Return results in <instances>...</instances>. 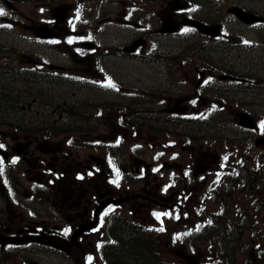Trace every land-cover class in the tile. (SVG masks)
Instances as JSON below:
<instances>
[{
    "label": "flooded vegetation",
    "instance_id": "af4514ba",
    "mask_svg": "<svg viewBox=\"0 0 264 264\" xmlns=\"http://www.w3.org/2000/svg\"><path fill=\"white\" fill-rule=\"evenodd\" d=\"M165 4V0L159 2L151 12L155 26L148 25L143 35H159L155 32L156 22ZM232 5L242 6L238 2L231 3L230 6ZM184 13L195 19L203 18L204 21H201L209 25L223 23L213 20L207 12L206 16H202L198 8H188ZM149 17L150 13L147 12V18ZM3 19L0 17V20ZM139 25L145 28L142 23L137 26ZM149 27L152 29L148 30ZM1 35L0 33V37ZM194 35L203 39L206 47L211 49L205 50L209 57L205 63L200 58L202 62L199 65L195 62L198 60L197 56L192 57L181 51L176 55V69L182 72L178 87L184 89L185 96L181 95L184 91H179L175 99L167 104L161 100L156 105L140 101L136 110L141 113L137 118L155 117L157 110L165 115L188 116L191 113H207L209 105L219 107L212 99L206 106V101L210 99L209 93L214 89V72H217L218 78L224 76L225 79L221 81L228 85L238 82L244 85L246 82L247 85L253 84L261 88L260 84L264 81V59L252 65L255 67L253 77L247 76L248 73L241 77L235 70L228 72L220 64H214L213 48L226 45L223 34L216 37L198 33ZM137 41L140 45L144 43L142 38ZM91 45L90 51L97 48L96 43ZM82 46L86 45L82 43ZM4 50L1 46L0 55L9 56ZM79 52L81 58L71 54L74 61L84 63L77 66L28 63V67L23 70L21 67L9 68L2 64L0 90L11 89V94L14 95L17 85L46 81L54 87L75 84L86 96L97 95L95 90L103 89L96 84L97 80L107 81V77L111 76L102 75L107 72L106 66L90 64L95 55L90 56L84 49ZM187 62L192 65H187ZM185 68L190 70V74L184 75ZM207 78L211 82L203 85ZM252 78L254 80L248 83ZM193 79H196L194 84ZM248 91L250 93L253 90ZM72 94L75 95V92ZM259 95H264V92ZM4 100L14 102L13 97L3 98L2 101ZM69 101L72 102L71 105L59 97L46 105L45 110L49 114L45 116H57L60 119L55 129L52 125L45 124L23 127L18 122H6L5 114L0 115V264H5V256L10 258L12 264H39L36 260L39 255L50 256L64 264H76L74 260L84 264H128L129 255L122 252L120 246L129 242V236L135 237V232L140 236L152 229L151 237H145L158 248L165 244L163 232L160 234L162 226L152 217L156 209L148 204L156 206L158 210L178 213L187 211L184 206L187 196L186 179L179 165L167 164L165 161L148 162L144 157L135 155L134 150L130 151L128 148L126 152L118 151L119 148L113 146L111 141H104L112 136L122 137L123 126H119V121L124 119L126 112L117 115L112 113L110 107H97V104L109 105L102 100L88 102L87 105L82 98ZM109 102L110 105H125L128 101L109 99ZM248 103L237 101L236 107L230 109V114L244 110L253 115ZM85 109L89 112H84ZM224 109L225 107H221L222 111ZM120 110L129 109L123 106ZM68 115L77 118L73 121L75 126L66 121L65 117ZM88 121L92 123L89 124ZM135 134L137 139L140 138L139 130ZM142 140L148 145L147 136H143ZM207 157L208 166L193 167L191 164L190 167L195 169L191 172L193 176L204 175L212 169L214 156L209 151ZM174 168H180V171L176 169L174 172ZM159 174L161 180L156 183L157 186H152L147 191L134 190L135 186L145 187L150 178L153 177L154 181ZM205 180L206 178L203 183ZM58 242L68 251L58 249Z\"/></svg>",
    "mask_w": 264,
    "mask_h": 264
},
{
    "label": "rangeland",
    "instance_id": "374dc122",
    "mask_svg": "<svg viewBox=\"0 0 264 264\" xmlns=\"http://www.w3.org/2000/svg\"><path fill=\"white\" fill-rule=\"evenodd\" d=\"M189 1V5L192 8L198 7L201 10L202 16H206L207 12L215 21L227 22L226 20H229L225 31V35L229 36L225 37L226 45L213 48L214 64H220L219 66L225 67L228 72L235 70L238 74H241V77L246 73L254 74L255 67H252V65L264 59V29L257 31L258 28L250 29L236 21L230 20L231 18L226 9L231 3L239 2L241 3L240 5L260 12L264 16V0ZM159 2H163V0H55L52 4L37 3L29 0L14 3L17 9L16 12L11 13L4 8L3 2L0 0V8L5 11L4 16L15 19L14 22H4L6 31L1 33L0 47L4 46L7 54H10L9 56L0 55V65L5 64L9 68L21 67L23 69L27 68L28 63L31 61L36 62L34 64H43L45 59H47L48 62L54 65L77 66L84 63L74 61L71 50L73 48L78 49L83 40H88L100 44L94 52L88 51L89 55L99 57V61L107 67L111 75H114L110 79V82L113 83L111 88L106 87L107 90L100 89L101 91L95 90L98 94L94 96H86L84 91L78 90L79 87H76L75 84L65 85V87H54L46 81L17 85V91L14 95L11 94V89L4 88L0 90V96L6 99L13 97L14 102L10 101L11 106H0V115L5 114L6 122H18L23 127L28 128L30 124H37V126L45 124V126L52 125L55 129L60 119L56 118L57 116L55 118L53 116H45L49 114L45 107L50 104L52 99L56 100L62 97L63 101L69 105L72 104L69 100L74 98H82L86 105L88 102L102 100L108 102L109 105L97 104V107H110L113 114L126 112L121 125L123 126L121 128L123 141L118 140V142H115L113 136L104 140L111 141L113 146L119 148L117 149L118 151L126 152L129 148L130 151L134 150V154L144 157L148 162L165 160L169 164L176 162L177 165L184 167L190 163L195 167L196 165H209L207 155L210 150L214 156L212 169L215 173H210L209 175L208 172V186L227 187L229 181L233 183L234 180H230L227 177L226 181L220 182L222 179H218L217 175L221 172L228 174L234 171L237 159L236 154L245 153L241 146L247 144L248 141H250L251 156L248 158V155L244 154L245 160L247 162L254 161L257 167L264 168V130L254 131L253 134L239 129L230 114V109L232 108L230 102L239 99L249 102L248 106L251 112L256 117L263 118L264 95L256 93L243 95L239 91L243 84L228 85L218 78L217 72H214V89L209 93L210 96L208 97L210 99L206 101V106H208L211 99L214 101L222 100V102L218 101L219 107L208 106L209 111L213 108L212 113L208 114L209 124L161 114L158 110L155 117L149 119L137 118L141 113L140 110H136L138 102L142 101L145 103L148 101L156 105L159 100H164L167 103L170 100H174L179 91H184V89L181 90L178 87L182 72H178L176 69L178 60L176 55L180 51L192 57L197 56L198 60H195V62L199 65L202 60L205 63L209 57V53L205 50L211 49L206 47L205 41L197 35L186 37V34L190 32L177 37H164L161 35L154 36L152 33L139 35V31H133L132 27L137 24V17L143 16V11L150 13L149 24L155 26L152 23L153 14L151 12L155 10ZM51 23H53L52 27L64 31L63 36L58 41L38 43L31 39L35 37V29L39 26L51 25ZM73 23L76 26L74 29ZM68 38L74 41L70 46L65 43ZM137 38H144L145 41L140 50V56H132L128 52H124L123 48ZM243 40H246L247 45L243 43ZM255 43L259 45L253 46L252 44ZM10 48L12 51H8ZM93 62L94 57L91 58L90 64H93ZM186 64L192 65L190 62ZM185 69L184 75L190 74V70ZM103 74L107 75L108 72ZM219 74L221 73L219 72ZM195 81L196 79H193L192 84ZM206 81L209 82V78ZM240 85L241 87H238ZM260 86L264 87V81H262ZM226 87H228V90ZM120 88H123V90H118ZM86 90L89 92V89ZM262 91L264 92V90ZM72 92H75V95ZM185 93L184 91L181 95L185 96ZM28 98L30 99L27 100ZM31 98H34L35 101ZM109 99L114 101L127 100L128 102L125 105L116 103L110 105ZM123 106H127L129 110H120ZM222 106L225 107L223 111L220 108ZM6 111L10 112L5 113ZM84 112L88 113L89 111L85 109ZM133 114L136 115L133 116ZM65 118L67 122L75 126L73 122L77 120L75 116L68 115ZM88 123L91 124L92 121H88ZM258 128L261 129L259 126ZM138 130L140 131V138L137 139L132 135ZM143 136H147L148 145H145L142 140ZM255 141L258 142L255 143ZM240 142H243V144L238 148ZM142 145L143 147L141 148L140 146ZM153 157H158L160 160L158 158L153 159ZM221 157L223 160L218 164V158ZM245 160H238V162L243 164ZM176 169L180 171V168ZM191 169L195 170L194 168ZM175 170L173 169L174 172ZM160 180L161 174L154 181L153 177L150 178L145 187L135 186L134 190L147 191L152 186H157L156 183L160 182ZM172 187L175 186L173 185ZM239 187L240 184L238 186L237 183L236 190L240 194ZM199 188L197 186V189ZM142 193L146 194V192ZM194 197V194L185 197L186 204L184 206H186L187 211L180 213V217L177 220H172L166 211L164 217L165 220L167 219L166 226L162 234L165 244L159 248L154 247L155 251L153 252V255L157 254L158 256L155 258L156 264H190L181 258L180 252L183 251L185 254L186 252L178 244H181L182 240H180V237L183 236V232L186 233L187 229L194 227L201 220V217L194 213V210H198L197 206L195 207L194 204L187 206L188 203L194 201ZM240 199L242 197H239L238 201L240 203L231 202L227 207V211L234 212L236 207L241 206V209L246 212L245 203ZM206 203L211 211L219 207L217 204L213 206L212 203L207 201ZM148 206L157 209L156 206L153 207L151 204H148ZM209 234L214 237V231ZM135 237V244L144 245L142 239H138L140 236H137L136 232ZM246 238H243L241 243L232 244L237 255L240 254L238 252L240 247L242 245L246 246V243H248ZM172 239H178V243L173 242ZM209 241L208 243H210ZM234 244L237 245L235 246ZM207 246L203 239L199 238V240H194L186 251L194 256L195 262L198 264H207V261L214 259L211 256H207L209 251ZM250 248L252 250L246 254L248 258H251L252 252H254V248L249 247L248 249ZM5 259V264H12L8 256H5ZM36 260L39 264H64L53 260L47 255H39ZM239 260L242 261L243 259L239 257Z\"/></svg>",
    "mask_w": 264,
    "mask_h": 264
},
{
    "label": "trees",
    "instance_id": "16d2710c",
    "mask_svg": "<svg viewBox=\"0 0 264 264\" xmlns=\"http://www.w3.org/2000/svg\"><path fill=\"white\" fill-rule=\"evenodd\" d=\"M29 1V0H22ZM32 2H42V3H54L55 0H31ZM59 1V0H58ZM3 100V97L0 96V106H11L10 102L7 100ZM253 171V170H252ZM248 170L246 169L244 174L239 175V180L246 178ZM264 172L262 171V174ZM260 176L259 174H253L252 177H248L249 182L255 183L256 177ZM264 181V178L259 179ZM232 184V183H231ZM229 185L228 187H232L233 185ZM232 190L224 189V195H219L218 203L221 207H223V215L214 214V226L212 230L214 231V239L211 245L213 248V261L212 264H252L250 260L246 259L244 256V249L239 250L242 254V261H238L236 255L234 254L235 248L232 246V243H237L240 241V238L244 236V234L250 232L251 234H256L257 237H261L262 234H259L258 230L253 223V218L248 213L241 212L240 208L235 212V215H229L227 218L224 216L227 213V204L231 200ZM263 191H260L261 194ZM238 199H234V202H237ZM257 204L261 208H264V195H261L260 199H257ZM248 237V236H247ZM129 242L123 243L120 246L122 252L128 257V264H156L153 261L152 256L146 252V249L141 246L135 244L136 237L132 235L128 237ZM261 249V248H260ZM218 251V252H217ZM260 256V264H264V248L261 250ZM238 256V255H237ZM239 257V256H238ZM155 262V263H153Z\"/></svg>",
    "mask_w": 264,
    "mask_h": 264
},
{
    "label": "water",
    "instance_id": "95a60500",
    "mask_svg": "<svg viewBox=\"0 0 264 264\" xmlns=\"http://www.w3.org/2000/svg\"><path fill=\"white\" fill-rule=\"evenodd\" d=\"M179 7H185V3L181 2V0H172L167 8L163 11L161 15V27L159 29V32H176L179 25L181 24H189L192 26L197 27V29L201 32L207 33L209 35H216L218 27H209L201 25L199 23L190 21L185 19L183 16L176 15L172 12L173 9L179 8ZM235 15L245 21L246 23H251L257 19L254 15H251L249 13H245L242 10L234 9ZM39 36L45 38V37H57L58 33L56 30H48L46 27H40V31L38 33ZM240 122L241 124L252 127L253 123L251 122V119L248 117H245L243 115L240 116ZM62 249V246H58ZM65 249V248H63Z\"/></svg>",
    "mask_w": 264,
    "mask_h": 264
},
{
    "label": "snow or ice",
    "instance_id": "6c2138e0",
    "mask_svg": "<svg viewBox=\"0 0 264 264\" xmlns=\"http://www.w3.org/2000/svg\"><path fill=\"white\" fill-rule=\"evenodd\" d=\"M3 15H5V11L3 8H0V16H3ZM262 127H264V124H262ZM157 215H159V214H157ZM161 230H163V229H161Z\"/></svg>",
    "mask_w": 264,
    "mask_h": 264
}]
</instances>
